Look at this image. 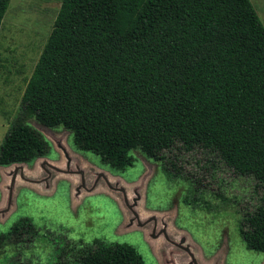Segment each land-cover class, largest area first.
<instances>
[{"label":"trees","instance_id":"trees-1","mask_svg":"<svg viewBox=\"0 0 264 264\" xmlns=\"http://www.w3.org/2000/svg\"><path fill=\"white\" fill-rule=\"evenodd\" d=\"M9 0H0V22ZM70 131L74 147L116 171L130 151L163 162L173 148L213 154L255 181L241 216L246 250L264 253V28L249 0H60L0 143V166L48 154L27 121ZM36 236L20 218L5 247ZM52 264H145L128 244L65 242Z\"/></svg>","mask_w":264,"mask_h":264},{"label":"rangeland","instance_id":"rangeland-1","mask_svg":"<svg viewBox=\"0 0 264 264\" xmlns=\"http://www.w3.org/2000/svg\"><path fill=\"white\" fill-rule=\"evenodd\" d=\"M264 28V0H249ZM60 0H9L0 22V143L19 111L25 83ZM47 142L44 157L0 166V233L28 218L36 236L5 247L0 264H52L65 242L125 243L145 264H264L238 236L241 216L259 203L255 181L239 177L213 154L164 152L173 163L130 151L116 171L77 150L70 131L27 121ZM160 229L161 232H157Z\"/></svg>","mask_w":264,"mask_h":264},{"label":"flooded vegetation","instance_id":"flooded-vegetation-1","mask_svg":"<svg viewBox=\"0 0 264 264\" xmlns=\"http://www.w3.org/2000/svg\"><path fill=\"white\" fill-rule=\"evenodd\" d=\"M157 232H161L160 229H158Z\"/></svg>","mask_w":264,"mask_h":264}]
</instances>
